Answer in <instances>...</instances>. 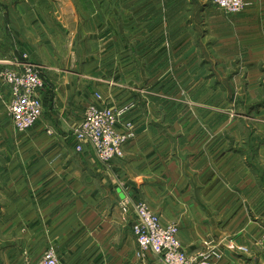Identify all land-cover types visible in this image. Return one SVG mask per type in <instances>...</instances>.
<instances>
[{
	"label": "crops",
	"instance_id": "0c3cea01",
	"mask_svg": "<svg viewBox=\"0 0 264 264\" xmlns=\"http://www.w3.org/2000/svg\"><path fill=\"white\" fill-rule=\"evenodd\" d=\"M196 1L0 0V70L25 53L45 79L41 116L20 134L0 85V264L50 248L62 264H162L137 254L140 199L176 224L195 260L215 250L211 264H264V180L253 167L264 165V109L245 135L225 95L227 80L263 74L264 0L231 15L209 8L201 21ZM95 93L129 105L136 125L108 164L89 145L74 149Z\"/></svg>",
	"mask_w": 264,
	"mask_h": 264
},
{
	"label": "built area",
	"instance_id": "2783aa9c",
	"mask_svg": "<svg viewBox=\"0 0 264 264\" xmlns=\"http://www.w3.org/2000/svg\"><path fill=\"white\" fill-rule=\"evenodd\" d=\"M214 3L226 13L242 10L245 0H214ZM0 85L8 89L9 99L6 109L12 124L18 133L29 131L42 113V104L38 91L44 87L41 71L22 55L20 62H9L0 70ZM95 103L85 107L82 117L73 129L75 151H82L89 145L97 159L105 164L123 157L124 146L136 135L135 123L126 117L128 105L108 106L102 96L95 93ZM48 134H52L50 129ZM128 201L123 203L126 210ZM135 221L131 229L137 244V254L147 252L157 255L162 264H211L218 253H208L197 261L182 248L178 238V227L174 223H165L160 215L153 212L143 200L133 203ZM35 264H62L58 255L49 249Z\"/></svg>",
	"mask_w": 264,
	"mask_h": 264
},
{
	"label": "rangeland",
	"instance_id": "374dc122",
	"mask_svg": "<svg viewBox=\"0 0 264 264\" xmlns=\"http://www.w3.org/2000/svg\"><path fill=\"white\" fill-rule=\"evenodd\" d=\"M196 3L198 4L197 7H199V9H200L198 11L199 13H198V18H197L198 20L200 19V21H201V17H202L201 12L205 11L206 9H209V8L217 9L220 12H223L224 14H228V15L234 14V13L224 12L221 8H219L214 3V0H197ZM196 17H197V15H196ZM24 55H27V54L24 53ZM30 62H32V61H30ZM32 63L34 65H36L38 67V69L40 70V67L37 64H35L34 62H32ZM260 68H261V71L263 72V74L261 75V77L259 79H256V81L252 80L251 85L249 84V80H247L246 78H242V79H239L236 81L227 80V82L230 83L229 88L231 89L230 95H229L228 89H227V93H225V95L228 97V98L226 97V102H228L227 103L228 107L226 108L227 116H228V118L241 120L243 123L242 130L245 132V135H248V136L250 134L254 133V130L252 129V125L255 121L253 118V115L255 114V112L258 113L260 110L264 109V64L261 65ZM43 80H44V85H45V79L43 78ZM210 84H211V86H217V81L214 79H211ZM41 90L38 91V96H39L40 100H41V97H40ZM7 91H8V89H7ZM212 98L216 99V97H212ZM8 99H9V92L7 94L6 99L4 100L3 107L5 109L6 115L8 116L9 120L11 121L9 114L7 112V109H6V103H7ZM95 102L96 101L94 100L90 104H93ZM103 102L106 103L105 100H103ZM41 104H42V101H41ZM108 106H112V105H108ZM129 108H130V106H129ZM82 114H83V112H82ZM126 117L128 119H131L127 116V111H126ZM11 123H12V121H11ZM72 138H73V135H72ZM253 167L255 168V171H257L259 174L263 175V180H264V165H262L259 160L255 159V161L253 162ZM263 186H264V184H263ZM263 227H264V225H263ZM258 245L261 247L264 246V229H263V234L258 241ZM47 250H49V249H47ZM239 250L244 251L243 249H240V248H239ZM213 252L218 253L215 250H212L209 253H213ZM44 253H43V255H44ZM205 254H208V253H205ZM43 255H42V257H43ZM42 257L38 261L26 260V261H24V264H35V263L39 262L42 259ZM220 257H221V255H220Z\"/></svg>",
	"mask_w": 264,
	"mask_h": 264
},
{
	"label": "water",
	"instance_id": "95a60500",
	"mask_svg": "<svg viewBox=\"0 0 264 264\" xmlns=\"http://www.w3.org/2000/svg\"><path fill=\"white\" fill-rule=\"evenodd\" d=\"M119 196H120V198H123V194H120Z\"/></svg>",
	"mask_w": 264,
	"mask_h": 264
}]
</instances>
